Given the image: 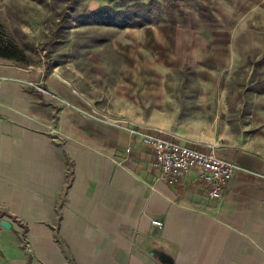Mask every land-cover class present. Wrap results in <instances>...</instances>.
Instances as JSON below:
<instances>
[{"label":"crops","instance_id":"crops-1","mask_svg":"<svg viewBox=\"0 0 264 264\" xmlns=\"http://www.w3.org/2000/svg\"><path fill=\"white\" fill-rule=\"evenodd\" d=\"M185 18L148 27L145 50L196 66L197 33L181 26ZM131 60L130 73L149 68ZM147 117L93 114L63 76L0 57V223L10 225H0V264H264V153L188 143L171 122ZM131 129L200 146L237 168L219 198L194 169L169 184Z\"/></svg>","mask_w":264,"mask_h":264},{"label":"rangeland","instance_id":"rangeland-1","mask_svg":"<svg viewBox=\"0 0 264 264\" xmlns=\"http://www.w3.org/2000/svg\"><path fill=\"white\" fill-rule=\"evenodd\" d=\"M107 7L135 13L130 23L99 22L113 18ZM175 14L197 33L196 66L145 50L148 27ZM0 47L16 57L8 60L63 76L93 114L144 112L188 143L264 153V0H0ZM132 58L149 68L130 73Z\"/></svg>","mask_w":264,"mask_h":264},{"label":"built area","instance_id":"built-area-1","mask_svg":"<svg viewBox=\"0 0 264 264\" xmlns=\"http://www.w3.org/2000/svg\"><path fill=\"white\" fill-rule=\"evenodd\" d=\"M39 91L46 92L55 100L69 104L57 94L45 90L40 85L29 82ZM131 132L140 136L143 143L148 144L153 153L152 166L159 170L160 178L169 184L178 183L189 170H196L204 184L208 187L210 198H219L221 189L231 180L237 166L223 159L213 151L197 150L178 141L164 138L159 134L145 133L138 129ZM153 225L160 226V221L152 220Z\"/></svg>","mask_w":264,"mask_h":264},{"label":"trees","instance_id":"trees-1","mask_svg":"<svg viewBox=\"0 0 264 264\" xmlns=\"http://www.w3.org/2000/svg\"><path fill=\"white\" fill-rule=\"evenodd\" d=\"M135 5V4H134ZM105 9H108V10H105V11H109V13H107V14H109V16H113V18H103L102 16H101V20L99 21V22H103V23H109V24H113V23H115L114 22V19L116 20V22H117V24H120L121 25V22L122 21H125L126 23H130V21H131V19H129V14L130 15H133L135 12H131V10H129V9H127V11H124V12H118V11H114L113 9H111V8H105ZM100 12H96V13H94V15H97V16H100V14H99ZM111 14V15H110ZM108 16V17H109ZM123 18H125L124 20H123ZM116 24V23H115ZM136 24H138V27H140V23H136ZM128 26H133V25H128ZM0 57L1 58H4V59H11V60H16V57H14L12 54H10L9 53V51H7V48H5V47H0ZM175 141H177V140H175ZM179 142V141H178ZM181 143V142H180ZM193 148H195V149H197V150H202V151H204L200 146H193Z\"/></svg>","mask_w":264,"mask_h":264},{"label":"water","instance_id":"water-1","mask_svg":"<svg viewBox=\"0 0 264 264\" xmlns=\"http://www.w3.org/2000/svg\"><path fill=\"white\" fill-rule=\"evenodd\" d=\"M0 225L3 227V228H5V229H8L9 227H10V225H9V223L8 222H4V221H2L1 223H0ZM166 264H170V262H169V260H167V259H163V258H161Z\"/></svg>","mask_w":264,"mask_h":264}]
</instances>
